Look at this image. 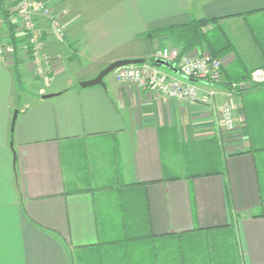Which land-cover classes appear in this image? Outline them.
Masks as SVG:
<instances>
[{
  "label": "crops",
  "instance_id": "1",
  "mask_svg": "<svg viewBox=\"0 0 264 264\" xmlns=\"http://www.w3.org/2000/svg\"><path fill=\"white\" fill-rule=\"evenodd\" d=\"M47 3L65 36L45 17L36 20L43 30L40 59H51L43 76L27 45L14 55L0 20V264H77L76 253L86 251L96 252L99 264H125L128 256L139 264V245L224 226L235 233L239 264H264V200L254 157L246 153L241 98L196 82L215 92L211 102H179L121 85L115 72L104 85L81 86L119 60L149 62L157 50L175 47L167 29L203 18L220 20L235 48L222 78L228 70L241 76L264 62L248 23L264 13V0ZM13 20L23 38L20 19ZM227 104L233 130L219 122ZM212 137L222 149L224 175L166 179L164 161L178 162L181 144ZM122 184L146 185L155 238L118 240L109 197Z\"/></svg>",
  "mask_w": 264,
  "mask_h": 264
},
{
  "label": "trees",
  "instance_id": "2",
  "mask_svg": "<svg viewBox=\"0 0 264 264\" xmlns=\"http://www.w3.org/2000/svg\"><path fill=\"white\" fill-rule=\"evenodd\" d=\"M18 4L19 1L12 0L8 3L7 0H0V15L8 29L14 55L19 51L18 47L25 44L28 46V53L34 59L35 49L30 42L29 34L23 38L17 35L18 24H15L13 19L19 12L12 9ZM216 23H220V20L193 19L188 24L172 27L167 31L172 36L174 46L180 49L181 55L196 47L206 49L216 58L233 55L235 48L232 47L231 39L220 24ZM248 23L255 43L264 58V13L249 19ZM148 35L154 38L157 34L152 32ZM149 62L157 65L154 58ZM259 68L264 69V62L245 71L241 76H232V71L225 70L229 73L228 76L221 77L220 81L213 84L226 88L234 96L242 99L244 121L248 131L246 153L254 157L261 196L264 200V83L252 81L253 72ZM221 73H224L223 67ZM240 83H245L247 86L233 87V84ZM179 152L182 153V158L178 162L164 161L165 167L169 170V177L166 179L176 180L183 177L193 179L226 173L222 149L216 137L181 144ZM109 199V203L114 204L118 212L115 225L118 224L121 228V233L117 237L119 241L140 242L156 237L151 229L146 185L122 184ZM168 237L169 239L160 241L155 239L153 243L149 242L151 244L139 245L138 248L141 250H138L144 253V258L139 257L141 259L138 261L139 264H239L235 233L228 226L212 230H196L186 234H169ZM89 252L76 253V263L99 264L97 253H91L89 256ZM108 253H114V250L111 248ZM112 256L113 254L110 260ZM124 263H132L129 256ZM109 264H114V261L111 260Z\"/></svg>",
  "mask_w": 264,
  "mask_h": 264
},
{
  "label": "built area",
  "instance_id": "3",
  "mask_svg": "<svg viewBox=\"0 0 264 264\" xmlns=\"http://www.w3.org/2000/svg\"><path fill=\"white\" fill-rule=\"evenodd\" d=\"M19 1L13 11H18L17 18L20 19V29L30 36V42L34 46L33 65L37 74L43 76L52 70L51 59L44 62L40 59L38 49L42 46L43 30L37 23L38 17L49 20L54 32L60 37L65 36L60 19L52 14L47 0H13ZM1 18V15H0ZM2 19V18H1ZM0 19V20H1ZM3 53V51H1ZM154 59L164 60L175 65L179 75L170 74L161 67L145 62L137 65L123 66L115 70L116 80L121 85L134 86L138 90L146 91L156 96H164L179 102L194 103L202 101L210 103L214 97V91H203L196 82L213 84L221 80L222 67L233 59V55L224 58H216L206 49L196 47L181 55L177 47L159 49L154 54ZM46 67L43 68V67ZM254 83H264V69H257L252 74ZM246 87L245 83L233 84V87ZM220 125L226 130L236 127L234 110L232 105L222 107L219 115Z\"/></svg>",
  "mask_w": 264,
  "mask_h": 264
},
{
  "label": "water",
  "instance_id": "4",
  "mask_svg": "<svg viewBox=\"0 0 264 264\" xmlns=\"http://www.w3.org/2000/svg\"><path fill=\"white\" fill-rule=\"evenodd\" d=\"M142 63H145V59L119 60L117 62L110 64L95 79L87 81V82H82L81 86L83 88H87V87H92V86H96V85H104V78L108 74L115 72L116 69L123 67V66L137 65V64H142ZM156 64L158 67H165V68L171 69L173 71H178L174 64L167 62V61H164V60H158L156 62Z\"/></svg>",
  "mask_w": 264,
  "mask_h": 264
},
{
  "label": "rangeland",
  "instance_id": "5",
  "mask_svg": "<svg viewBox=\"0 0 264 264\" xmlns=\"http://www.w3.org/2000/svg\"><path fill=\"white\" fill-rule=\"evenodd\" d=\"M12 0H8V3H10ZM1 19V18H0ZM225 28L223 27V30H224ZM162 69H164V70H167L165 67H161Z\"/></svg>",
  "mask_w": 264,
  "mask_h": 264
}]
</instances>
